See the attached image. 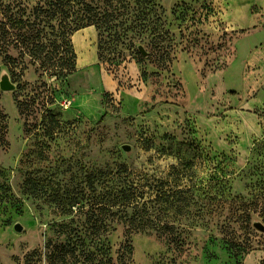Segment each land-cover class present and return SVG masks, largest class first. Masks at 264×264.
I'll use <instances>...</instances> for the list:
<instances>
[{
    "label": "rangeland",
    "instance_id": "rangeland-1",
    "mask_svg": "<svg viewBox=\"0 0 264 264\" xmlns=\"http://www.w3.org/2000/svg\"><path fill=\"white\" fill-rule=\"evenodd\" d=\"M38 2L0 0V29L13 9L33 22ZM158 3L165 68L99 60L94 26L64 51L49 19L0 46V264H50L70 242L97 255L78 264H264V0ZM99 169L168 195L184 169L188 211L152 202L181 244L110 221L106 183L88 185Z\"/></svg>",
    "mask_w": 264,
    "mask_h": 264
},
{
    "label": "trees",
    "instance_id": "trees-1",
    "mask_svg": "<svg viewBox=\"0 0 264 264\" xmlns=\"http://www.w3.org/2000/svg\"><path fill=\"white\" fill-rule=\"evenodd\" d=\"M101 1V3H95L94 0H39L33 9V22L29 21L30 18L25 21L23 17H20L19 9L17 11L16 9L10 10L7 21L1 25L0 46L15 41L12 40L14 35L12 29L35 28L42 26L49 19L57 22L58 37L62 42L64 51L73 50L69 41L70 34L82 28L94 26L98 32L99 60L121 65L135 58L142 61L147 56L155 55L159 57L158 61L161 63L159 66L165 68L170 54V45L167 42L171 32L167 29L164 10L159 5L158 0ZM40 31L43 32L39 28L38 32ZM24 36L30 41L27 32ZM146 74L147 72L144 71L143 75ZM176 171L179 173L177 179L183 174L186 181L182 184L183 181L179 180L170 189V191L174 188L177 190L169 195L166 191H155L139 182L131 180L121 182L113 175H107L108 173L111 174V171L101 169L89 174L88 185L94 188L99 181L106 183L103 209L110 221L113 222L117 218L127 224L129 229L138 232L157 230L161 236L181 244L175 227L162 222L159 214L152 206L155 198L167 201L170 200V197L173 198L178 195V199L175 203H171L170 207L174 205V209L178 213L185 214L188 211L191 204L190 199L193 198L195 191L191 186L187 188L188 173L184 169ZM258 192L254 195L257 201L264 197V187H261ZM168 209L169 207L165 209L166 213L169 211ZM247 219L251 221L250 215ZM69 253L74 257V261H71V256L68 257ZM96 256L95 252H86L82 249L79 242L73 244L70 242L69 248L60 249L49 259L50 264H78L84 258L90 261L89 257L94 260ZM107 261L110 262V259L108 258Z\"/></svg>",
    "mask_w": 264,
    "mask_h": 264
},
{
    "label": "water",
    "instance_id": "water-1",
    "mask_svg": "<svg viewBox=\"0 0 264 264\" xmlns=\"http://www.w3.org/2000/svg\"><path fill=\"white\" fill-rule=\"evenodd\" d=\"M1 86L5 89L13 88V85L8 80H4L3 82H1ZM255 226L260 228L261 230H264V225L261 222H257ZM16 229L22 230L23 227L21 226V224H17Z\"/></svg>",
    "mask_w": 264,
    "mask_h": 264
}]
</instances>
